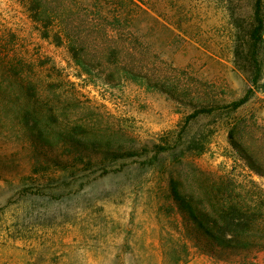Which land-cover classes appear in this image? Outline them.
I'll return each instance as SVG.
<instances>
[{"label":"rangeland","instance_id":"rangeland-1","mask_svg":"<svg viewBox=\"0 0 264 264\" xmlns=\"http://www.w3.org/2000/svg\"><path fill=\"white\" fill-rule=\"evenodd\" d=\"M138 1L144 11L124 33L139 34L146 62L155 59L149 75L156 72L166 91L142 79L108 83L79 74L17 0H0V36L41 61L55 114L91 157L33 167L23 143L0 136V264H230L193 246L169 182L191 192L211 177L249 173L228 130L240 122L236 136L264 141V42L250 45L264 0L258 15L256 0ZM252 57L261 67L255 84ZM249 88L250 99L235 110L196 113ZM101 150L137 155L101 157ZM252 179L264 188L263 177ZM249 254L264 264L263 250Z\"/></svg>","mask_w":264,"mask_h":264},{"label":"trees","instance_id":"trees-1","mask_svg":"<svg viewBox=\"0 0 264 264\" xmlns=\"http://www.w3.org/2000/svg\"><path fill=\"white\" fill-rule=\"evenodd\" d=\"M17 2L41 38L64 47L79 74L96 75L108 83L142 79L166 91L156 72L152 77L149 75L155 59L146 62L147 50L139 41V34L133 29L129 37L124 33L127 25L133 27L144 11L138 0ZM255 5L258 15L261 0H256ZM250 39L252 47L264 42L263 19H258L250 31ZM37 64L15 49L10 39L0 36V136L14 137L23 143L33 167L40 162L59 164L67 155L90 161L89 154L74 147L81 144L80 134L75 129H67L55 114L46 89L48 83L42 75V63L39 60ZM252 65L256 69L252 79L255 84L261 67L257 59L252 60ZM253 92L249 88L242 97L227 104L208 100L196 113L235 110ZM239 123L230 124L228 139L249 173L240 180L230 173L211 177L199 182L191 192L182 188L179 181L170 179L169 193L177 211L190 223L189 237L199 252L230 264H254L249 253L264 251V188L252 179V174L264 178V141L259 146L258 136H251L252 143L244 136H236ZM61 145H68L70 149L64 151ZM119 151L99 153L101 157L113 158L137 155V152Z\"/></svg>","mask_w":264,"mask_h":264}]
</instances>
